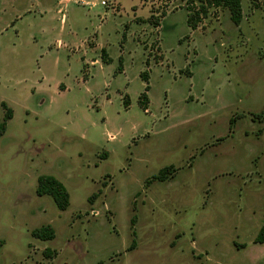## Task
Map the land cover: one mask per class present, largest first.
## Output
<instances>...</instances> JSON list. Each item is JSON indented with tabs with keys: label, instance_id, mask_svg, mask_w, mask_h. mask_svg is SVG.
Masks as SVG:
<instances>
[{
	"label": "rangeland",
	"instance_id": "374dc122",
	"mask_svg": "<svg viewBox=\"0 0 264 264\" xmlns=\"http://www.w3.org/2000/svg\"><path fill=\"white\" fill-rule=\"evenodd\" d=\"M189 2L0 0V264H264V0Z\"/></svg>",
	"mask_w": 264,
	"mask_h": 264
},
{
	"label": "trees",
	"instance_id": "16d2710c",
	"mask_svg": "<svg viewBox=\"0 0 264 264\" xmlns=\"http://www.w3.org/2000/svg\"><path fill=\"white\" fill-rule=\"evenodd\" d=\"M191 4L189 10L190 15L188 18L189 25L196 29L198 23L201 21L202 16H206L208 8H224L227 9L231 16V21L239 26L243 20V7L242 0H189ZM200 2V7L196 6V2ZM255 1V0H253ZM122 67H119L121 70ZM144 81H148V75L145 73L142 75ZM148 90V87H147ZM148 103L147 95H143L141 104L145 106ZM2 108L5 110L3 121L0 123V138L3 137L8 130V123L14 117V111L8 106L7 103H1ZM146 109V108H145ZM176 170L173 166L163 168L158 175H155L152 180L160 182L167 181L171 176L175 174ZM36 194L39 197H51L58 208V210L64 212L67 211L70 206V194L67 188L62 182L50 175H42L38 178ZM32 236L40 241H52L55 239V231L52 226L47 225L38 228L32 232ZM256 244H264V227L259 231L256 239ZM2 244V242L0 243ZM135 244V243H134Z\"/></svg>",
	"mask_w": 264,
	"mask_h": 264
},
{
	"label": "built area",
	"instance_id": "2783aa9c",
	"mask_svg": "<svg viewBox=\"0 0 264 264\" xmlns=\"http://www.w3.org/2000/svg\"><path fill=\"white\" fill-rule=\"evenodd\" d=\"M103 4H105V3H103Z\"/></svg>",
	"mask_w": 264,
	"mask_h": 264
},
{
	"label": "crops",
	"instance_id": "0c3cea01",
	"mask_svg": "<svg viewBox=\"0 0 264 264\" xmlns=\"http://www.w3.org/2000/svg\"><path fill=\"white\" fill-rule=\"evenodd\" d=\"M43 35V34H42ZM62 47V46H61Z\"/></svg>",
	"mask_w": 264,
	"mask_h": 264
}]
</instances>
